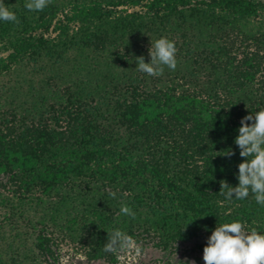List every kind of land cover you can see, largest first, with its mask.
<instances>
[{
	"label": "trees",
	"instance_id": "obj_1",
	"mask_svg": "<svg viewBox=\"0 0 264 264\" xmlns=\"http://www.w3.org/2000/svg\"><path fill=\"white\" fill-rule=\"evenodd\" d=\"M3 3L0 264H59L63 239L116 263L114 230L164 250L233 221L264 234V206L220 184H238L241 118L264 107V0ZM160 37L177 67L150 76L136 61Z\"/></svg>",
	"mask_w": 264,
	"mask_h": 264
},
{
	"label": "clouds",
	"instance_id": "obj_2",
	"mask_svg": "<svg viewBox=\"0 0 264 264\" xmlns=\"http://www.w3.org/2000/svg\"><path fill=\"white\" fill-rule=\"evenodd\" d=\"M50 2L51 0H27L25 7L40 11ZM0 20L18 22L15 13L5 6L3 0H0ZM148 53L150 62H145L143 56L138 57L136 66L139 71L159 76L163 74L165 66L173 71L176 69L177 49L175 42L167 37L158 38L151 44ZM234 143L243 158L238 164V184L232 186L226 180H221V189L225 190L221 194L228 200L233 197L243 200L251 192L255 201L264 206V107L241 118ZM233 155L235 152L228 148L220 156L231 158ZM109 195L115 198L116 193L110 192ZM120 211L124 215L134 216L127 205H122ZM107 234L105 252H128L133 254L134 259L146 255L142 247L124 232L114 230ZM203 260L204 264H264V234L254 228L247 230L240 221L216 226L203 248ZM68 264H72L71 257L68 258Z\"/></svg>",
	"mask_w": 264,
	"mask_h": 264
},
{
	"label": "rangeland",
	"instance_id": "obj_3",
	"mask_svg": "<svg viewBox=\"0 0 264 264\" xmlns=\"http://www.w3.org/2000/svg\"><path fill=\"white\" fill-rule=\"evenodd\" d=\"M137 243L146 255L133 258V254L128 252L118 253L116 263H107L102 260H88L78 245L63 239L58 243V262L59 264H68V258L71 257L72 264H204L203 250L197 247L195 239L186 242H177L164 250L155 246L153 238L144 240H133Z\"/></svg>",
	"mask_w": 264,
	"mask_h": 264
}]
</instances>
